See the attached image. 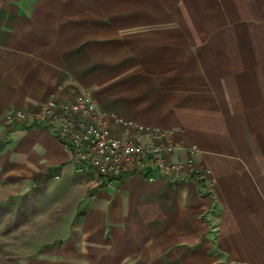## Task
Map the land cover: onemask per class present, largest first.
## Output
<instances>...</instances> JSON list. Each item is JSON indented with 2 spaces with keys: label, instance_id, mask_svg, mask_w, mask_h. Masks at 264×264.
<instances>
[{
  "label": "crops",
  "instance_id": "1",
  "mask_svg": "<svg viewBox=\"0 0 264 264\" xmlns=\"http://www.w3.org/2000/svg\"><path fill=\"white\" fill-rule=\"evenodd\" d=\"M83 92L181 171L97 186L56 124L11 119ZM50 182L61 240L0 264H264V0H1L0 212Z\"/></svg>",
  "mask_w": 264,
  "mask_h": 264
},
{
  "label": "built area",
  "instance_id": "2",
  "mask_svg": "<svg viewBox=\"0 0 264 264\" xmlns=\"http://www.w3.org/2000/svg\"><path fill=\"white\" fill-rule=\"evenodd\" d=\"M11 119L15 123L32 120L56 124L60 144L71 154L73 162L92 169L97 186H107L130 172H139L151 181L156 173L175 174L184 166L181 161L167 160L173 146L145 143L141 137L122 139L112 135L106 117L97 110L96 103L87 92L78 94L67 104L51 102L38 111H16ZM117 122L123 126L130 124L120 119ZM12 136L13 131L9 130L5 139ZM194 150L195 147H191L190 151Z\"/></svg>",
  "mask_w": 264,
  "mask_h": 264
},
{
  "label": "rangeland",
  "instance_id": "3",
  "mask_svg": "<svg viewBox=\"0 0 264 264\" xmlns=\"http://www.w3.org/2000/svg\"><path fill=\"white\" fill-rule=\"evenodd\" d=\"M58 183L50 182L45 206L2 207L0 212V253H16L17 261L24 257L23 251L37 252L46 246H54L61 239L63 224L59 220L70 209V197L58 205ZM41 191L33 193L34 203L40 201ZM40 203V202H38ZM62 225V226H61Z\"/></svg>",
  "mask_w": 264,
  "mask_h": 264
}]
</instances>
